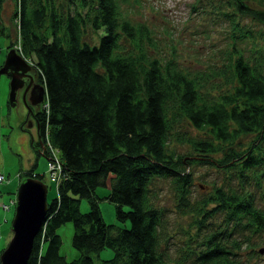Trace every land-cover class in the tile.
Listing matches in <instances>:
<instances>
[{"label": "trees", "instance_id": "16d2710c", "mask_svg": "<svg viewBox=\"0 0 264 264\" xmlns=\"http://www.w3.org/2000/svg\"><path fill=\"white\" fill-rule=\"evenodd\" d=\"M12 1L9 44L44 85L34 117L45 149L30 145L45 157L52 147L61 169L24 264H251L264 248V33L241 18L264 27V0H221L228 45L192 71L148 49L152 28L123 15L127 0ZM87 26L98 30L94 41L83 38ZM184 121L197 133L181 130ZM35 162L24 175L42 178ZM198 163L222 178L200 180L208 188L194 196ZM160 177L174 211L190 215L181 242L154 201ZM105 198L116 222L101 217ZM64 220L77 250L70 258L58 250ZM104 247L112 253L98 256Z\"/></svg>", "mask_w": 264, "mask_h": 264}, {"label": "rangeland", "instance_id": "374dc122", "mask_svg": "<svg viewBox=\"0 0 264 264\" xmlns=\"http://www.w3.org/2000/svg\"><path fill=\"white\" fill-rule=\"evenodd\" d=\"M251 5L258 4L256 0H248ZM0 7V18L6 28L0 33V60L3 58L5 47L9 45V39L14 38L15 23L10 19L14 2L12 0H3ZM221 0H127L122 3L123 15L129 17L132 22L138 20L152 28V37L155 39L156 47L147 46L148 49L156 56H172L177 57L180 65H185L191 71L193 69H202L205 62L210 59H219V50L226 48L227 39L229 38V28L226 18L221 13L215 11L221 10ZM217 7H220L218 9ZM241 22H247L253 31L259 30L264 33V27H260L258 22H254L248 16L241 18ZM98 30H91L86 27V33L83 38L94 41ZM257 38L264 43V38L257 34ZM229 40V39H228ZM264 47V45H263ZM264 52V48L261 50ZM173 52V53H172ZM222 57V56H221ZM29 62V60H28ZM7 73H0V248L10 236L8 226H10V217L13 214V197L15 186L19 182V178L23 175L29 165L34 173L42 172V178L46 184V197H52V182L46 176V157L43 153H34V149L30 145L29 138H34L35 126L27 125V129L21 125L27 122L26 119H33L31 115L27 116L28 107L25 105L24 92L22 88H17L14 94L13 104L8 103V79ZM37 79V78H36ZM223 87V86H222ZM216 89V87L211 88ZM28 93H25L28 99ZM26 126V124H25ZM181 130L197 133L184 121L180 125ZM50 148V147H49ZM175 148L182 151V146L177 145ZM52 147L49 150V158H57V152ZM193 173V183H191V193L194 196L199 195L201 188H208L200 180H209V178L219 181L222 178L218 171L212 166L203 163L193 164L191 167ZM156 190V204H160L165 208L166 227L172 231L171 237L174 242H181L184 237L180 233V228L186 226L190 215H181L174 211V195L172 185L169 178H156L152 182ZM98 193H103L106 188L96 187ZM11 197V198H10ZM7 201V202H6ZM3 203L6 206H3ZM99 209H101V217L105 221L116 222L114 217V209L109 199H100L98 201ZM9 206V207H8ZM8 207V208H7ZM87 208V199H80L79 210L84 211ZM71 221L64 220L56 229L60 234L59 252L65 257L76 255V248L71 246L70 234H72ZM98 256L106 257L112 253L109 247L99 250ZM93 260L97 261V257L93 254ZM251 264H264V248L257 250Z\"/></svg>", "mask_w": 264, "mask_h": 264}, {"label": "water", "instance_id": "95a60500", "mask_svg": "<svg viewBox=\"0 0 264 264\" xmlns=\"http://www.w3.org/2000/svg\"><path fill=\"white\" fill-rule=\"evenodd\" d=\"M1 25L0 20V29ZM3 55L0 60V73H7L10 77L8 79V103L11 105L15 99V90L22 88L24 76L29 75L30 71L35 76L36 71L34 66L28 62V58L17 50L15 44L6 46ZM31 79V75H29V81ZM43 93L44 85L36 78L32 79L27 95L29 103L37 104V102H40L44 98ZM27 124L29 125L30 122L28 121ZM37 137L39 138L40 147L44 148L38 133ZM14 192L13 214L10 217V226H8L10 237L1 247L0 264H24L32 246V237L35 235V231L38 230L39 225L42 224L41 221L47 207L46 184L41 177H36L30 173L29 175H22L15 186Z\"/></svg>", "mask_w": 264, "mask_h": 264}, {"label": "flooded vegetation", "instance_id": "af4514ba", "mask_svg": "<svg viewBox=\"0 0 264 264\" xmlns=\"http://www.w3.org/2000/svg\"><path fill=\"white\" fill-rule=\"evenodd\" d=\"M29 72V71H28ZM29 75H31V78L32 79H35L36 78V75L34 76L33 75V73L30 71L29 72ZM29 75H25L24 76V78H23V81H22V89H23V92H24V101H25V105L28 107V109L26 110L27 111V116H29V115H31V117L33 118L32 120H31V118L30 119H26L27 120V122L29 121L30 122V124L29 125H33L34 124V126H35V128H36V130H35V134H34V138L36 139V140H38L37 142H39V138L37 137V130H38V128H37V124H36V122H35V117H34V114H35V111L37 110V108L39 107L38 106V104H39V102H37V104H30L29 103V101H28V99H26V96H25V93L27 94L28 93V89L31 87V84H32V79H31V81H29ZM28 83V84H27ZM26 85H28L27 87H26ZM26 122V123H27ZM26 123H24L23 122V124L21 125V127L22 128H24V129H27V125L25 126V124ZM34 138H32V136H30V140H33ZM30 140H29V142H30Z\"/></svg>", "mask_w": 264, "mask_h": 264}, {"label": "built area", "instance_id": "2783aa9c", "mask_svg": "<svg viewBox=\"0 0 264 264\" xmlns=\"http://www.w3.org/2000/svg\"><path fill=\"white\" fill-rule=\"evenodd\" d=\"M46 175L47 178L51 181V180H56L58 177L59 172L61 171L60 169V165L58 163V159H56L55 157H50L48 156V161H46ZM2 176V172H0V178ZM3 206L5 207L6 204L3 203Z\"/></svg>", "mask_w": 264, "mask_h": 264}, {"label": "bare ground", "instance_id": "6f19581e", "mask_svg": "<svg viewBox=\"0 0 264 264\" xmlns=\"http://www.w3.org/2000/svg\"><path fill=\"white\" fill-rule=\"evenodd\" d=\"M10 198H11V197H10ZM6 202H7V201H6ZM8 207H9V206H8ZM8 207H7V208H8Z\"/></svg>", "mask_w": 264, "mask_h": 264}]
</instances>
